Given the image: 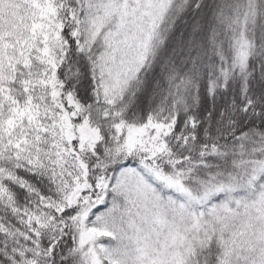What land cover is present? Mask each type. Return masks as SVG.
<instances>
[{
	"label": "snow or ice",
	"instance_id": "6c2138e0",
	"mask_svg": "<svg viewBox=\"0 0 264 264\" xmlns=\"http://www.w3.org/2000/svg\"><path fill=\"white\" fill-rule=\"evenodd\" d=\"M0 264H264V0H0Z\"/></svg>",
	"mask_w": 264,
	"mask_h": 264
}]
</instances>
